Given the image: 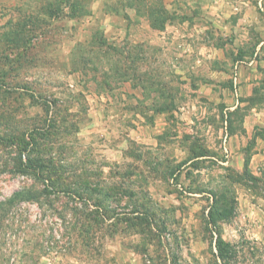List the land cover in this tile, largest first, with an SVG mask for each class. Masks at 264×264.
Returning a JSON list of instances; mask_svg holds the SVG:
<instances>
[{
    "label": "rangeland",
    "instance_id": "obj_1",
    "mask_svg": "<svg viewBox=\"0 0 264 264\" xmlns=\"http://www.w3.org/2000/svg\"><path fill=\"white\" fill-rule=\"evenodd\" d=\"M234 6L264 0H0V264H264Z\"/></svg>",
    "mask_w": 264,
    "mask_h": 264
},
{
    "label": "crops",
    "instance_id": "obj_2",
    "mask_svg": "<svg viewBox=\"0 0 264 264\" xmlns=\"http://www.w3.org/2000/svg\"><path fill=\"white\" fill-rule=\"evenodd\" d=\"M212 7L215 8V10L218 8V6ZM231 8V23L235 24L234 21H236V24L229 26L230 24L226 23L225 27L229 33L232 34L230 36H233L230 42L232 50H235L236 53L243 56V59L238 60L240 61V66L250 70L246 76L243 75V77H245L243 80H246L247 83L245 86L243 85L242 91L243 96H250L255 84L259 85L260 82L264 84V9L261 7L259 9L256 8L252 10V15H249L245 12L243 14L238 12L236 6ZM209 12L214 13L215 11L211 10ZM250 30L255 33L254 39L249 35ZM243 31L248 34L244 37L245 41L237 38L241 36ZM207 47L209 50L216 49L212 43ZM219 50L222 51L224 55L225 52L228 53V49L226 48H219ZM253 69L254 71H252ZM252 97L253 95L247 97V100L243 99L242 104L249 103L250 108H254L253 104H250Z\"/></svg>",
    "mask_w": 264,
    "mask_h": 264
},
{
    "label": "built area",
    "instance_id": "obj_3",
    "mask_svg": "<svg viewBox=\"0 0 264 264\" xmlns=\"http://www.w3.org/2000/svg\"><path fill=\"white\" fill-rule=\"evenodd\" d=\"M239 63L236 62L234 64V68H233V71H232V82H233V91H234V94L236 96H238L239 94V91H240V80H239V74H238V66ZM224 142L226 140V135H224V138H223Z\"/></svg>",
    "mask_w": 264,
    "mask_h": 264
},
{
    "label": "trees",
    "instance_id": "obj_4",
    "mask_svg": "<svg viewBox=\"0 0 264 264\" xmlns=\"http://www.w3.org/2000/svg\"><path fill=\"white\" fill-rule=\"evenodd\" d=\"M23 152V151H22ZM20 155H21V153H20ZM19 194V193H18Z\"/></svg>",
    "mask_w": 264,
    "mask_h": 264
}]
</instances>
